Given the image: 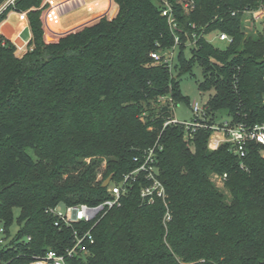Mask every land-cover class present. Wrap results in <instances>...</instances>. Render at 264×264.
<instances>
[{
    "label": "trees",
    "instance_id": "trees-1",
    "mask_svg": "<svg viewBox=\"0 0 264 264\" xmlns=\"http://www.w3.org/2000/svg\"><path fill=\"white\" fill-rule=\"evenodd\" d=\"M42 1L18 0L15 6L28 11L29 39L22 37L24 15L12 13L2 25L10 35L8 26L15 27L12 38L21 48L29 41L24 52L0 32V221L14 233L0 247V261L32 264L48 249L72 247V228L56 226L47 210L102 203L110 197L104 180L112 174L119 181L138 167L136 157L154 148L166 199L143 201L141 175L120 205L99 216L89 253L67 258V264H262L264 146L252 143L240 158L228 143L208 147L210 127L191 139L183 124L165 122L174 103L190 104L179 77L196 64L204 70L200 89L211 92L208 125L217 123L220 110L230 124L264 121V24L254 34L242 24L243 10L264 0H194L190 11L184 0H170L176 30L157 0H114L112 18L76 30L102 15L109 2L68 12L72 5L62 0L63 15L47 24L54 34H67L54 41L47 40L42 10L35 9ZM81 11L91 14L71 18ZM216 30L233 42L218 47L203 36L191 45L194 31ZM176 34L181 60L169 69L151 54L173 48ZM225 173L222 189L212 175Z\"/></svg>",
    "mask_w": 264,
    "mask_h": 264
},
{
    "label": "built area",
    "instance_id": "built-area-1",
    "mask_svg": "<svg viewBox=\"0 0 264 264\" xmlns=\"http://www.w3.org/2000/svg\"><path fill=\"white\" fill-rule=\"evenodd\" d=\"M18 0H4L0 5V17L2 14L9 10L8 15L11 13H18L24 15L25 21L28 20L27 11H18L15 9ZM69 4L83 3L86 0H68ZM161 5L162 15L168 20V23L172 30H176L178 25L176 21V16L172 7L170 0H157ZM62 0H48L47 3L41 8L45 10L42 16V22L44 29L49 30L51 35L54 33L48 28V20H55L57 17L63 15L61 9L63 7ZM184 8L187 11L193 10L195 8L194 0H184ZM35 9H39L36 7ZM233 11L232 14H235ZM243 29L245 31L246 27H250V31L256 30L259 25L264 24V4L257 9L245 8L243 10L242 18ZM196 25L193 24V28ZM258 32V30H256ZM245 33H247L245 31ZM214 34V38L220 42L230 44L233 42V37L228 33L220 30L213 31L209 34H205L204 31L198 36V33L194 31L192 33L193 41L192 46H197L198 37H205L208 41L212 42L209 36ZM57 35V34H55ZM180 41V37L175 35V45L173 48L165 51H156L151 54L152 58L158 63H165L169 69L174 66V50ZM27 45V43H26ZM166 97H162L164 99ZM173 114L165 122L168 124H183L186 131V137L193 138L194 134L199 128L210 127L212 133L210 134L208 147L211 150L218 149L222 144L228 143L232 152L237 154L240 158L246 157L249 150V145L252 143H258L264 146V121L261 123L247 124L245 122H239L237 124H230L229 121H225L223 124H212L208 125L206 120L207 110L205 107H200L198 103L194 105L195 117L190 122H181L174 115V106L172 105ZM264 156V149L262 151ZM135 160L139 162L138 167L134 170L123 174L119 181H114L113 179L107 186V191L109 193V198L98 205H89L86 203L76 204V205H65V211L61 212L58 210V206L49 208L47 212L52 213L56 216L55 225L67 226L72 228V236L74 243L72 247L67 248L64 252H59L55 249H48L43 255H34L32 264H67V258L73 256H85L89 253L88 245L94 243V237L92 234V229L97 224L99 216L105 211L118 206L121 204V196L127 190L128 186L134 185L139 181L141 175H144L145 183L141 187V198L148 204H153L157 198L162 200L166 199L167 191L164 183L160 180L158 176V171L156 169V152L154 148L146 150L142 156L136 157ZM241 167L245 168V164L241 162ZM227 178V174L218 175L213 174L212 180L219 186H223L224 181ZM79 226L76 227L75 225ZM86 225H90L88 228ZM14 238V233L9 234L7 227L4 222L0 221V247H5ZM31 237H28L30 240ZM0 264H8L7 262L0 261Z\"/></svg>",
    "mask_w": 264,
    "mask_h": 264
},
{
    "label": "rangeland",
    "instance_id": "rangeland-1",
    "mask_svg": "<svg viewBox=\"0 0 264 264\" xmlns=\"http://www.w3.org/2000/svg\"><path fill=\"white\" fill-rule=\"evenodd\" d=\"M48 0H43L42 3L40 4L39 6V10H41V8H43V6L47 3ZM117 5V4H116ZM117 9H118V5H117ZM116 7H115V4L112 5V12L116 11L117 10ZM45 10L42 11V16H43V13H44ZM117 12V11H116ZM115 12V14H116ZM86 12L84 11H81V12H76L73 14V16L71 18H78V17H81L83 15H85ZM12 14V13H11ZM10 14V15H11ZM114 14V15H115ZM27 15H28V11H27ZM113 15V16H114ZM112 16V17H113ZM103 17V16H102ZM102 17H97L96 18V21L99 20L100 18ZM94 21V22H96ZM93 22V23H94ZM92 23H89L87 25H90ZM84 26L86 25H83L81 26L80 28H77L76 30L78 29H81L83 28ZM44 27V25H43ZM250 28V27H249ZM248 27L245 28V31L247 32V34H254V33H257L256 30H262L263 28V25H259L258 28L255 30H252L250 31ZM45 30V29H44ZM50 31L49 30H46L45 33H46V37H47V40L48 41H54L56 40L59 36H63L65 34H57V35H52L51 36H48L47 33H49ZM72 32V31H71ZM69 33V32H68ZM18 34V31H15L12 33V36L15 37L17 36ZM54 36V37H53ZM22 37L25 38V39H29L30 38V34H29V31L26 30L25 32L22 33ZM210 39H213L212 43L215 45V46H218V47H223V46H226L227 44L226 43H223V42H220L218 41L217 39L214 38V34L210 35L209 36ZM28 42V41H27ZM27 47V46H26ZM25 47V49H26ZM19 52V50H18ZM192 56V53L190 52L189 49L185 50L184 51V57L187 59V60H190ZM180 47H177L175 48L174 50V64L175 65H179L180 64ZM180 79V87H181V91L182 93L189 97L190 99V104L186 103V102H176L174 103V115L175 117L181 121V122H190L194 119L195 117V113H194V105L195 103H198L199 106L202 108V107H205L206 106V103L207 101L209 100V96L211 94V92H204L200 89V84L201 82H203L204 80V70L203 68L196 64L193 66V70L192 72H188V71H185L182 73V75L179 77ZM167 98H164L162 99L163 102L165 103ZM172 104V103H171ZM217 125L219 124H222L224 123L225 121H229V115H228V112L226 110H220L217 112ZM102 167L103 169L105 168V162H103L102 164ZM102 176L100 175V178ZM219 187H221L222 189L224 188V186H222L221 184L219 185ZM58 210L61 211V212H64L65 211V205L64 204H59L58 206ZM17 213H18V210H17ZM18 229V225L17 224H14L13 228H12V231H16Z\"/></svg>",
    "mask_w": 264,
    "mask_h": 264
},
{
    "label": "crops",
    "instance_id": "crops-1",
    "mask_svg": "<svg viewBox=\"0 0 264 264\" xmlns=\"http://www.w3.org/2000/svg\"><path fill=\"white\" fill-rule=\"evenodd\" d=\"M100 2V0H86L85 2H83V3H74L73 5H72V8L70 9V10H68V12H70L71 10L72 11H74V10H76L77 8H79V7H81V6H86V5H89V10H94L96 7H97V5H98V3ZM105 2V1H104ZM107 2H109V4H108V6H107V4H105V7H104V13L102 14V15H100L99 17H104V16H107V17H109V18H112V16L115 14V12L117 11H113L112 12V5L113 4H115V7H116V9H117V5H116V3H115V1L114 0H107ZM89 14H91L90 12H86L85 13V15H83V16H81L83 19L84 18H86ZM10 16L11 15H8V17H7V19H5L1 24H0V32L4 35V36H6L7 38H9L10 40H12L17 46H18V50H19V52H24V50H25V48H21L14 40H13V36H12V34L10 35V34H6V33H4L3 31H2V25L4 24V23H6L8 20H10ZM98 17V18H99ZM94 21H96V19H94V20H92V21H89V22H87V23H85L84 25H87V24H89V23H93ZM26 25H27V29L29 30V34H30V37H31V29H30V26H29V21L27 20L26 21ZM17 26V25H16ZM18 27V26H17ZM14 29H15V27H12V26H8V31H11V33H13L14 32ZM74 31V30H73ZM71 32V31H70ZM10 33V32H9ZM48 34V36H51L52 37V35L50 34V33H47ZM54 37V36H53ZM29 42V41H28ZM28 42H27V44H28ZM27 45H25V47H26ZM21 48V49H20Z\"/></svg>",
    "mask_w": 264,
    "mask_h": 264
},
{
    "label": "water",
    "instance_id": "water-1",
    "mask_svg": "<svg viewBox=\"0 0 264 264\" xmlns=\"http://www.w3.org/2000/svg\"><path fill=\"white\" fill-rule=\"evenodd\" d=\"M112 179H113V175L111 174L110 176H108V177L104 180L102 186H103V187H107V186L109 185V183L111 182ZM262 264H264V261L262 262Z\"/></svg>",
    "mask_w": 264,
    "mask_h": 264
}]
</instances>
